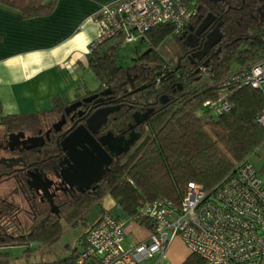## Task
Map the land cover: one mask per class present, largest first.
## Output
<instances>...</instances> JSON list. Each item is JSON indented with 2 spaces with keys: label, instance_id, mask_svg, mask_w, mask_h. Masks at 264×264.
<instances>
[{
  "label": "trees",
  "instance_id": "trees-1",
  "mask_svg": "<svg viewBox=\"0 0 264 264\" xmlns=\"http://www.w3.org/2000/svg\"><path fill=\"white\" fill-rule=\"evenodd\" d=\"M0 4L30 18L50 13L56 0H0ZM195 8L201 17L214 15L221 34V50L198 70L184 57L177 70L175 60L163 59L157 46L169 35L175 37L182 52L185 50L179 35H174L167 24L146 33L143 40L148 47L130 66L119 64L121 37L102 42L86 55L87 68L99 85L111 88L115 94H121L130 81L145 86L130 93L138 88L133 87L128 92L129 101L135 102L132 105H145L161 97L168 102L157 107L147 125L145 140L125 162L114 163L95 188L73 196L61 195L57 200L59 215L48 210L46 215L40 214L41 220L27 231V236L16 238L18 246L29 249L33 242L49 244L59 237L64 225L78 223L85 228L81 234L84 239L88 228L84 214L99 206L105 195L149 228L147 219L136 217L144 202L158 198L179 201L188 182L200 183L212 191L260 145L264 139V127L257 122L264 106L261 94L246 85L219 84L229 74L264 56V0H196ZM219 100L228 104L227 110L218 113L212 106L204 105ZM63 106L57 99L49 110L0 116V126L6 130L38 127L45 118L55 120ZM131 110L125 115L126 111L119 109L116 121L125 116L126 124ZM8 206L7 214L11 210ZM104 212L101 210L100 214ZM76 253L73 248L61 260L37 264H71ZM202 263L200 257L191 254L182 264ZM0 264H11L5 250H0Z\"/></svg>",
  "mask_w": 264,
  "mask_h": 264
},
{
  "label": "built area",
  "instance_id": "built-area-1",
  "mask_svg": "<svg viewBox=\"0 0 264 264\" xmlns=\"http://www.w3.org/2000/svg\"><path fill=\"white\" fill-rule=\"evenodd\" d=\"M196 13L184 0H119L104 5L92 16L97 35L88 53L112 38L121 37L123 43L141 41L150 29L164 24L180 35ZM230 84L249 86L264 100V56L229 74L219 85ZM204 105L218 113L228 109L220 100ZM257 122L264 127V106ZM260 151H264V139L212 191L188 182L179 201L144 202L136 217L148 220L150 234L145 241L124 247L121 223L105 211L87 229L85 246L71 264H141L163 253L176 238L202 264H264V164L257 169L251 162V156Z\"/></svg>",
  "mask_w": 264,
  "mask_h": 264
},
{
  "label": "flooded vegetation",
  "instance_id": "flooded-vegetation-1",
  "mask_svg": "<svg viewBox=\"0 0 264 264\" xmlns=\"http://www.w3.org/2000/svg\"><path fill=\"white\" fill-rule=\"evenodd\" d=\"M207 16V23L199 34H196L197 27ZM193 21L194 23L189 24L179 35L185 50L182 52L180 49L176 55L175 70L181 68L183 57L189 59L198 70L206 66L221 50V38L216 36L217 32L219 33V22L216 21V17L214 15L201 17L197 12ZM184 41L188 45H185ZM136 82H128L121 94H115L111 88L102 87L99 84L95 89L82 90L64 103L55 120L49 121L45 118L38 127L6 130L1 126L3 132L0 133V250L6 251L8 248L17 247L19 243L16 238L26 237L27 231L41 220L40 214L46 215L48 210L52 214L59 215L57 200L61 195L73 196L82 192L76 186L69 187L64 184L58 177L60 171L67 166L60 142L77 126L85 125L86 118L94 111L104 107H118L107 116L106 121L97 128L96 132H92L95 139L103 138L101 145L112 157L110 164L105 168L104 175L114 163L125 162L145 140L151 117L157 107L165 105L168 99L155 97L156 101L145 105H132L135 102H130L127 94L133 89L131 83L135 88L139 87ZM106 90H109L108 93L102 94ZM93 96L95 97L91 100L85 101ZM119 109H124L125 115H128L129 110L132 109L130 120L125 122L126 124H124L125 116L116 121ZM62 119L63 122L58 126L57 123ZM130 134L135 137L138 134V137L128 149L124 150L123 141ZM30 139L34 140L30 141ZM33 171L39 172L52 181L49 192L56 212L51 211L50 198L30 186L31 179L28 173ZM98 182L83 192L95 188ZM7 205L11 208L8 214ZM38 205H41L40 210L39 207L37 208Z\"/></svg>",
  "mask_w": 264,
  "mask_h": 264
},
{
  "label": "crops",
  "instance_id": "crops-1",
  "mask_svg": "<svg viewBox=\"0 0 264 264\" xmlns=\"http://www.w3.org/2000/svg\"><path fill=\"white\" fill-rule=\"evenodd\" d=\"M117 1L56 0L50 13L30 18L0 4V116L41 112L53 108L57 99L65 103L74 98L85 84L88 46L97 35L92 16ZM184 2L195 7L196 0ZM101 210L121 223L126 247L148 239L149 228L127 215L110 195L101 200L96 219ZM84 246L85 238L78 236L74 249ZM190 255L178 238L141 264H182Z\"/></svg>",
  "mask_w": 264,
  "mask_h": 264
},
{
  "label": "water",
  "instance_id": "water-1",
  "mask_svg": "<svg viewBox=\"0 0 264 264\" xmlns=\"http://www.w3.org/2000/svg\"><path fill=\"white\" fill-rule=\"evenodd\" d=\"M208 21V16L202 20L200 25L197 27L195 33L199 34L201 29ZM184 35H182L183 37ZM218 38H221L220 32L216 34ZM188 45L187 42H183ZM190 46V45H189ZM131 86L134 87L133 83ZM145 86H140L130 93L137 92L143 89ZM109 90L102 92V94L108 93ZM95 96L86 99L89 101ZM78 105V104H77ZM118 107H104L97 109L85 120V125H79L67 135L64 136L60 142V147L64 152L66 168L62 169L59 173L61 181L69 187L76 186L80 191L89 189V187L97 183L105 173V168L110 164L112 157L106 152L101 145L103 138L95 139L92 136V132H96L97 128L103 124L107 116L116 110ZM62 121L58 122L57 125H61ZM132 134L128 135L123 143L125 144L124 150L128 149L134 141L137 139ZM34 139H30L33 141ZM32 146H34L32 144ZM31 179L30 186L35 191L44 193L50 198L51 211L56 212V207L52 201V195L49 189L52 185V181L47 177H43L39 172L33 171L28 173Z\"/></svg>",
  "mask_w": 264,
  "mask_h": 264
},
{
  "label": "rangeland",
  "instance_id": "rangeland-1",
  "mask_svg": "<svg viewBox=\"0 0 264 264\" xmlns=\"http://www.w3.org/2000/svg\"><path fill=\"white\" fill-rule=\"evenodd\" d=\"M146 41H136L132 43H122L120 50H118L119 64L126 67L130 66L134 59L147 49ZM157 50L166 61H174L176 55L179 53L180 46L176 42L173 35L167 36L158 46ZM84 86H80L79 91L85 89H95L98 86V81L94 74L88 70L84 76ZM79 92V93H80ZM78 93V94H79ZM3 132L0 126V133ZM251 162L257 169H260L264 164V151H260L257 155L251 156ZM99 212V206H93L85 214L84 218L87 221V227L91 225L96 219ZM86 228V229H88ZM85 228L81 223L75 226L64 225L62 233L57 239L49 244L42 245L37 242H33L28 247L17 246L8 248L6 251L10 255L11 264H25L26 262L37 264V263H52L61 260L68 256L71 249L76 246V239L84 232ZM87 231V230H86ZM176 238L171 244H176ZM126 247L125 244H123Z\"/></svg>",
  "mask_w": 264,
  "mask_h": 264
}]
</instances>
